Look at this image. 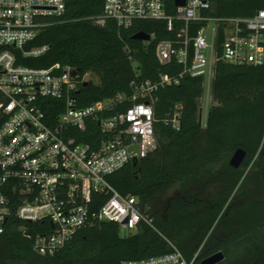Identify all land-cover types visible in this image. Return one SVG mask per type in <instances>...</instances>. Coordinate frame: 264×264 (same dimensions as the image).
<instances>
[{"label": "trees", "instance_id": "trees-1", "mask_svg": "<svg viewBox=\"0 0 264 264\" xmlns=\"http://www.w3.org/2000/svg\"><path fill=\"white\" fill-rule=\"evenodd\" d=\"M64 3L63 15L46 20L25 48L47 50L35 58L19 55L17 64L34 69L59 64L91 73L93 81L81 85L76 95L79 107L118 95L129 98L134 83H156L161 76L181 73L175 61L161 65L155 56L158 42L176 38L177 32L168 31L164 21L136 20L124 29L107 20L98 26L91 19L102 13L104 0ZM210 4L203 13L210 18L252 17L264 10V0ZM168 5L172 14V0ZM137 33L151 40L133 39ZM203 92V79L189 76L158 88L152 104L156 150L108 177L120 194L135 196L150 208L154 228L141 224L135 233L121 237L115 224L104 222L77 232L54 255L41 256L24 232L34 237L43 227L49 231L50 224H27L11 216L0 236V264H121L174 250L185 260L197 255L196 264L216 253L223 255L218 264H264V66L217 62L204 125L199 118ZM129 105L125 101L117 109ZM176 106H181L178 129L165 123ZM62 110V102L44 100L46 116L55 118ZM73 136L94 149L101 138L97 122L90 121ZM237 149L246 157L234 169L229 161ZM172 188L176 192L163 211L152 209Z\"/></svg>", "mask_w": 264, "mask_h": 264}, {"label": "built area", "instance_id": "built-area-1", "mask_svg": "<svg viewBox=\"0 0 264 264\" xmlns=\"http://www.w3.org/2000/svg\"><path fill=\"white\" fill-rule=\"evenodd\" d=\"M172 4L169 14L168 0H104L102 13L91 20L98 26L113 20L124 29L136 20L164 21L168 31L177 32L176 38L158 42L155 56L161 65H180L179 76L134 83L129 98L118 95L79 107L76 95L81 85L93 81L91 73L59 64L46 69L17 64L19 55L35 58L47 50L25 48L46 20L63 15L64 0H0V236L11 216L27 224L47 222L49 231L43 227L34 237L26 232L24 236L32 239L38 255L52 256L77 232L100 223L115 224L121 237L135 233L141 224L154 228L150 208L135 196L120 194L108 181L128 163L156 150L154 93L178 84L183 76L202 78V124L217 62L264 66V10L252 17L210 18L203 14L210 0ZM46 99L63 103L55 118L43 111ZM125 101L130 105L118 110ZM180 110L176 106L165 123L178 129ZM87 121L99 127L95 149L73 136L86 129ZM196 258L185 260L174 250L121 264H196Z\"/></svg>", "mask_w": 264, "mask_h": 264}, {"label": "water", "instance_id": "water-1", "mask_svg": "<svg viewBox=\"0 0 264 264\" xmlns=\"http://www.w3.org/2000/svg\"><path fill=\"white\" fill-rule=\"evenodd\" d=\"M174 4L175 6H182L184 5V0H174ZM132 38L143 42H147L150 40V36L144 33H137ZM83 85H86V83H84ZM245 157L246 152L242 149H237L230 158L229 166L234 169L239 168L244 163ZM222 260V253H216L208 258L203 259L200 264H218Z\"/></svg>", "mask_w": 264, "mask_h": 264}, {"label": "rangeland", "instance_id": "rangeland-1", "mask_svg": "<svg viewBox=\"0 0 264 264\" xmlns=\"http://www.w3.org/2000/svg\"><path fill=\"white\" fill-rule=\"evenodd\" d=\"M96 80V79H95ZM204 108V104H202V109ZM204 111L202 114V124L204 123ZM176 192V188L170 189L165 195H163L153 206L152 209H156L157 211H163L165 204L167 200ZM120 236H123V234H120Z\"/></svg>", "mask_w": 264, "mask_h": 264}]
</instances>
